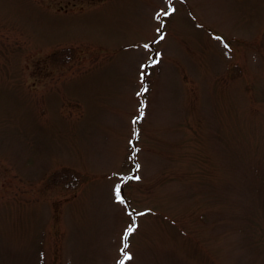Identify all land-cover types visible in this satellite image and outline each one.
Wrapping results in <instances>:
<instances>
[{"label": "rangeland", "instance_id": "374dc122", "mask_svg": "<svg viewBox=\"0 0 264 264\" xmlns=\"http://www.w3.org/2000/svg\"><path fill=\"white\" fill-rule=\"evenodd\" d=\"M133 217L125 264H264V0H0V264H119Z\"/></svg>", "mask_w": 264, "mask_h": 264}, {"label": "snow or ice", "instance_id": "6c2138e0", "mask_svg": "<svg viewBox=\"0 0 264 264\" xmlns=\"http://www.w3.org/2000/svg\"><path fill=\"white\" fill-rule=\"evenodd\" d=\"M174 11H175L174 8H169L168 11H166V12L163 13V15H170V14H172ZM158 15H159V14H158ZM162 27H163V25H161V28H162ZM157 31L160 32L161 29L158 28ZM160 39H161V40L164 39V36L161 35V36H160ZM217 39H220V38L217 37ZM227 47H228V46L225 44V48H227ZM144 48H145V49H149V48H150V45H149V44H145V45H144ZM159 56H160V54L157 53L155 58H153V57H149L150 64H151L152 66H154V65H156V64L159 63ZM147 66H148V65H142L141 67H142V69H144V68H146ZM146 74H147V73L144 72V71L141 72V79H142V80H143V78H144V76H145ZM141 91H142V92L147 91V87L145 86L144 88L141 89ZM139 94H140V93H137V95H139ZM143 115H144V113H143V110H142V108H141L139 115L136 116V117L133 119V124H134V125L137 124V123L139 122V120L143 118ZM133 135L136 136V137L138 138L139 130L136 129L135 132L133 133ZM130 143H131V141H130ZM135 151H139V149H135ZM135 168H136V170H137V172H138L139 169H140V165H139V163H137V164L135 165ZM125 179H126V180H131V179L139 180L140 177H139L138 175H136V176H129V177L125 178ZM122 183H123V182H122ZM121 187H122L121 184H116V185H115V189H114V192H115V198H116V200H117L119 203L124 204V203H126V200H125L124 197L122 196V193H121ZM129 215H133V214H132V213H129ZM139 215H144V213H139ZM136 228H137V225H136V223H135V218L133 217V222H132V223L126 228V230L124 231V234H123L124 244H123V247L121 248V252L124 253V255H123V259H121V260L119 261V264H125L126 261H131V260H132V256H131V254L127 252V248H128L127 239H128V237H129V236H130V235L136 230Z\"/></svg>", "mask_w": 264, "mask_h": 264}]
</instances>
